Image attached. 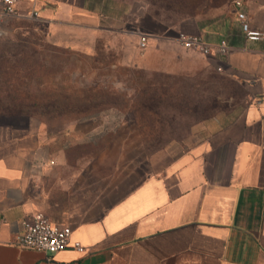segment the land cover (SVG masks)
<instances>
[{"label": "crops", "instance_id": "obj_1", "mask_svg": "<svg viewBox=\"0 0 264 264\" xmlns=\"http://www.w3.org/2000/svg\"><path fill=\"white\" fill-rule=\"evenodd\" d=\"M18 8L37 11L57 44L84 50L106 33L148 34V48L168 44L169 31L213 46L227 40L234 50L212 59L248 102L178 153L148 152L116 114L54 134L30 121L0 123V264H264V37L247 39L234 4L236 23L200 15L171 28L133 0H18ZM243 10L264 33V0H248ZM36 213L70 226L71 245L80 248H20V222Z\"/></svg>", "mask_w": 264, "mask_h": 264}, {"label": "rangeland", "instance_id": "obj_2", "mask_svg": "<svg viewBox=\"0 0 264 264\" xmlns=\"http://www.w3.org/2000/svg\"><path fill=\"white\" fill-rule=\"evenodd\" d=\"M248 0H243L246 3ZM167 27L188 16L236 23L233 0H133ZM153 32L160 30L146 20ZM142 51L138 38L109 33L89 48L60 45L36 19L0 21V123L27 122L50 133L93 116L118 115L148 152L189 150L248 102L247 91L211 56L183 48L178 34Z\"/></svg>", "mask_w": 264, "mask_h": 264}, {"label": "built area", "instance_id": "obj_3", "mask_svg": "<svg viewBox=\"0 0 264 264\" xmlns=\"http://www.w3.org/2000/svg\"><path fill=\"white\" fill-rule=\"evenodd\" d=\"M233 4L237 10V19L247 39H262L264 33L252 28L248 16L243 10V0H233ZM21 17L37 19L38 13L33 10L28 15H23L19 11L18 0H0V21L5 18L16 19ZM149 39L150 36L148 34H139L138 47L140 50L148 48ZM178 41L187 50L197 51L211 57H226L234 50L227 40H222L219 45L213 46L200 35H190L184 32L178 34ZM218 70L223 71L222 65L218 67ZM20 226L22 234L17 235L16 239V243L20 248L31 249L46 254H55L71 247L80 248L78 243L73 246L71 245L72 228L70 226L54 223L42 213H36L31 221L22 220Z\"/></svg>", "mask_w": 264, "mask_h": 264}]
</instances>
